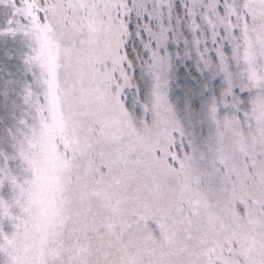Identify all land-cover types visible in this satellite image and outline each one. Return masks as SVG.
<instances>
[{"label":"rangeland","instance_id":"obj_1","mask_svg":"<svg viewBox=\"0 0 264 264\" xmlns=\"http://www.w3.org/2000/svg\"><path fill=\"white\" fill-rule=\"evenodd\" d=\"M119 1L0 0V264H212L216 236L230 237L223 215L239 229L243 264H264V0ZM122 19L155 42L146 66L164 79V112L184 59L235 94L238 136L261 149L239 183L250 224L227 206L188 219L189 184H176L157 154L152 126L166 114L149 125L118 99L130 86ZM208 153L223 169L218 151Z\"/></svg>","mask_w":264,"mask_h":264},{"label":"trees","instance_id":"obj_2","mask_svg":"<svg viewBox=\"0 0 264 264\" xmlns=\"http://www.w3.org/2000/svg\"><path fill=\"white\" fill-rule=\"evenodd\" d=\"M119 2L124 4V0ZM203 24L208 25V20H203ZM122 25L125 27V41L122 42L120 51L124 59L119 66L124 67L123 72L129 73L130 86L119 89L116 83L119 102L125 108H130L131 117L137 119L143 114L142 117L149 120V125L152 123L149 118L152 113L155 114L158 110L161 114H166V122L161 117L160 121H156V126H152L153 131L157 133V154L168 171L177 177L176 184L180 185L185 181L190 185H188L190 191L186 189V192L180 185L184 192L182 203L187 208L188 215L190 214L188 219L195 222V216L199 214L200 208L209 211L210 205L216 209L217 206L222 209L227 206L231 208V216L243 221L244 224L247 222L250 224L253 220L251 218L253 212L248 206L246 195L243 201L238 200L241 190L239 183L243 184V173L250 174L261 160V149L256 141L249 140L246 145L238 136L241 129H238V124L235 125L237 120L235 94H231L230 91L226 93L224 86H221L222 82L220 88L214 82L208 84L204 65L200 64L195 68L184 59L182 65L171 73L176 78L177 88H174L173 93V97L176 98L175 104L164 112L156 103L157 101L161 104V100L165 99L164 79L161 74H151L146 66L148 53L152 47L154 49L155 42L152 38L147 40L142 30H136L137 23L130 25L128 21L125 23L122 19ZM182 48L183 44L180 47L181 55L186 57L189 50ZM169 50L172 55L168 61L173 64L177 58L175 53L178 48L172 45ZM114 72L117 82H120L122 73L119 70ZM147 77L152 79L150 89ZM124 80L126 79L122 81ZM208 87L213 89L210 98H208ZM149 94L156 99L155 105L144 103V99L148 98ZM221 96L223 101L218 100ZM125 117L128 119L127 115ZM228 121L233 126L228 125ZM223 136L227 138L224 142L228 148L227 152H222L218 147ZM211 148L216 149L218 157L224 161V167L219 171H214L212 157L208 153ZM226 163L229 169L227 166L225 168ZM222 181L225 182L224 189L217 186ZM220 221L222 228L230 232V237L224 239L222 233H218L216 239L221 241L213 249L220 251V258H216L212 249L208 250L209 254H212V264H243L241 250L244 245L238 241V237L241 238L239 229L231 227L226 215H223ZM209 243L213 245L212 242Z\"/></svg>","mask_w":264,"mask_h":264}]
</instances>
